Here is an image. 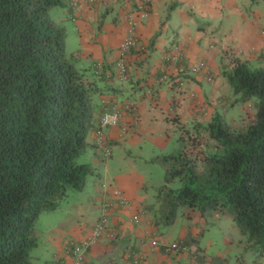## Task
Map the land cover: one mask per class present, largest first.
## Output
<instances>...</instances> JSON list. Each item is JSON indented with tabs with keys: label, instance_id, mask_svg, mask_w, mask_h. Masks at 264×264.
<instances>
[{
	"label": "crops",
	"instance_id": "obj_1",
	"mask_svg": "<svg viewBox=\"0 0 264 264\" xmlns=\"http://www.w3.org/2000/svg\"><path fill=\"white\" fill-rule=\"evenodd\" d=\"M63 1L51 12L60 8L57 20L53 19L66 29L67 53L78 68L89 73L101 64L106 78L98 80L101 91L94 96L97 111L117 108L122 117L119 125L103 129L109 155L103 148L87 150L88 161L95 167V174L87 179L90 191L83 190L75 202H68L69 211L58 226L50 224L45 236L50 256H35V260L78 264L74 244L86 240L105 215V232L80 264H231L232 253L210 254L209 246L202 244L206 218L197 216L198 211L189 215L191 210L185 207L191 221L176 226L181 228L176 235L175 224L164 231L156 224L150 207L155 203L153 178L147 175L148 170L135 166L134 157L149 164L151 156L139 149L152 145L170 148L177 139L190 148L183 130L207 124L221 109L228 110L230 86L222 65L233 56L253 65L264 63V10H253L244 0ZM138 3L148 10L144 19L133 12ZM131 17L138 22L137 35L145 49L129 53V78L123 81L117 76L116 63ZM167 55L176 60H167ZM200 62L205 67L198 72H178L179 66ZM101 117L102 113L89 137L93 143ZM115 190L122 195H116ZM155 239H183L199 251L169 253L154 246ZM254 255L246 249L244 256H235L236 264H264V256Z\"/></svg>",
	"mask_w": 264,
	"mask_h": 264
},
{
	"label": "trees",
	"instance_id": "obj_2",
	"mask_svg": "<svg viewBox=\"0 0 264 264\" xmlns=\"http://www.w3.org/2000/svg\"><path fill=\"white\" fill-rule=\"evenodd\" d=\"M63 4L0 0V264H39L31 253L39 215L95 174L78 157L97 147L89 137L105 110L98 113L94 96L106 76L102 68L91 76L67 53L66 29L51 16ZM222 73L237 95L234 104L250 102L253 120L233 130L216 114L196 125L214 143L209 148L197 129L190 148L154 159L166 172L150 207L161 228L185 206L204 218L209 211L228 215L248 247L264 255V63L233 56Z\"/></svg>",
	"mask_w": 264,
	"mask_h": 264
},
{
	"label": "rangeland",
	"instance_id": "obj_3",
	"mask_svg": "<svg viewBox=\"0 0 264 264\" xmlns=\"http://www.w3.org/2000/svg\"><path fill=\"white\" fill-rule=\"evenodd\" d=\"M251 1L253 2L254 0H244L245 4H247L249 7H253L252 9L254 10L255 8L258 9H262L264 10V0H255L258 2H253L252 4ZM255 7V8H254ZM251 9V8H250ZM60 8L56 7L52 12H51V16L52 18H56L55 20H57L58 14ZM70 49V48H69ZM67 51L69 52V50L67 49ZM94 73H91L90 75L92 76ZM235 93L234 90L230 87V91H229V105H228V110L227 111H223L222 109L220 110V115L222 116V118L225 120V122L230 125V127L233 130H239L242 126H244V120L245 122H250L253 120L254 118V110H251L252 112H247V106L250 104V102L247 103H242V102H238L234 104L235 101ZM195 129V130H193ZM198 127L196 126L195 128H192L191 130L187 131V130H183L187 133V135L185 136V141L186 139L188 141H191V139H189V135L195 134L198 131L199 132L198 135H200L202 137L203 142H206L204 144H206V148H209L210 145H213L214 143L208 139H206L208 137V135L204 132V130L202 128H199L197 131ZM184 133V132H183ZM206 136V137H205ZM176 138V137H175ZM190 145H192V142H190ZM183 149V142H179L177 139V142L172 143L170 148H165V149H158L157 146L152 145V147H149L147 149H139L140 151L145 152L146 156H151L150 158H148V161H151L149 164L143 165V162L141 161V159L139 157H136L135 155L137 154V152H135L133 155L135 156L134 159L136 160V164L135 166L137 168L142 169L143 171L148 170L147 174L148 176L152 177V188H153V192H154V200L156 202V196H157V192L158 189L165 183V168L164 166L161 164V162H156L154 161V159L158 158V157H162L163 155H167L170 153H178L179 150ZM195 151H198L195 150ZM87 152V151H86ZM84 152L83 154H81L78 157V161L79 162H87L88 161V155L87 153ZM117 159V158H116ZM155 163V164H153ZM147 173V171H146ZM91 177L88 176V180ZM90 183V181H89ZM88 184V181L86 183V185ZM91 184V183H90ZM90 184L87 185V187L85 186V188L83 190L90 191ZM177 182L174 183V185H176ZM81 190V191H83ZM81 191L78 190H71L69 192V194L60 202V206L53 209V210H48L46 212H43L39 215L38 219L36 220V228H37V232L42 235L40 236L41 240H38V245L32 250V255L33 256H43V257H48L50 256V252H48V246H47V242H46V238L45 236L48 233V229L50 227V224L53 223L52 225H59V223L64 220V215L67 214V212L69 210L66 209V206H68V202H75L76 199L78 197H80L81 195ZM186 207V206H185ZM185 207H181L179 214H178V221L177 223L175 222V226H173V235L178 234V232H180V227H176V226H182V224H189L191 221V218L189 215H194V213L192 212V208H190L191 212H189V215L186 214L185 212ZM197 211V210H196ZM199 215V213H197V216ZM206 223L205 226L203 228V236H202V244L204 246L208 245V249L210 254H213L215 252H227V253H232L230 255V260H231V264H236V258L235 256H244V252L246 249H250V247H248L249 242H248V237L245 233L241 232V230L239 229V227L237 226V224L233 221L232 218H230L228 215H224L222 213H219L217 211H209L206 215ZM173 224V225H174ZM57 225V226H58ZM163 231L165 230V228H161ZM172 230V229H171ZM229 237V239H226ZM233 240V241H232ZM233 243V245L231 246V242ZM51 251V250H49ZM232 251V252H231ZM254 253V252H253ZM256 256V255H254ZM259 256H264V255H259ZM36 259V258H35ZM39 264H44L41 261L39 262ZM246 264H251L250 262H246Z\"/></svg>",
	"mask_w": 264,
	"mask_h": 264
},
{
	"label": "built area",
	"instance_id": "obj_4",
	"mask_svg": "<svg viewBox=\"0 0 264 264\" xmlns=\"http://www.w3.org/2000/svg\"><path fill=\"white\" fill-rule=\"evenodd\" d=\"M84 0H74L73 3L77 4L78 2H81ZM91 2H96L97 0H88ZM128 2H131L127 0ZM133 12L139 13V18L144 19L148 16V10L146 9L145 5L142 3H138L136 7H134ZM137 26L138 22L131 17L129 20V28L127 32V36L123 40L120 48V58L118 59L116 63V72L119 78L123 81H126L129 78V62H128V55L133 49H139L143 50L145 49V46L141 44L139 37L137 35ZM167 60L175 61L176 57L172 55L166 56ZM101 64L98 63L95 65L96 71L101 69ZM205 67L204 62H200L196 66L191 67H185V66H179L178 72L183 73L187 70L191 69L194 72H198L201 69ZM122 117V113L119 109L114 108L112 110H105V112L102 114L101 121H100V127L96 131V138H95V144L98 148H103L105 150V153L109 155L111 153L109 147L105 145V138H104V132L103 129L105 127H114L120 124ZM116 195H120L121 192L119 190H115ZM122 195V194H121ZM137 219V216L135 217ZM107 228V217L105 215H102L101 218L98 220V222L94 225V227L91 230L90 236L84 240L81 243L74 244L73 252L76 254V261L78 264H80L84 259L86 252L89 251V249L93 246V244L100 238V236L105 232ZM152 244L155 246L163 247L166 252H175V253H183V252H191L193 253L196 251V249L187 244L179 243L178 241H171L167 242L163 239H155L152 241ZM202 264H210L207 261H203Z\"/></svg>",
	"mask_w": 264,
	"mask_h": 264
}]
</instances>
